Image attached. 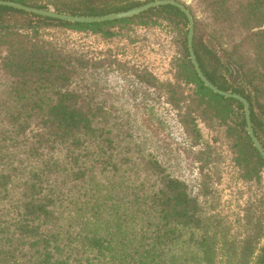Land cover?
<instances>
[{
  "label": "trees",
  "instance_id": "1",
  "mask_svg": "<svg viewBox=\"0 0 264 264\" xmlns=\"http://www.w3.org/2000/svg\"><path fill=\"white\" fill-rule=\"evenodd\" d=\"M0 1L99 17L155 0ZM193 1L203 20L178 3L193 20L199 68L212 85L247 101L264 151V0ZM132 25L174 33L182 57L176 80L193 88L183 125L196 138V113L226 127L236 137L229 147L234 167L259 184L264 161L246 133L243 107L198 79L188 57L187 21L177 8L70 23L0 6V264H250L257 252L255 263H264L263 189L245 204L240 230L233 231L231 220L220 224L216 191L204 178L199 194L191 195L157 158L117 145L125 139L97 105L93 75L113 67L147 86L153 77L146 68L125 67V52L97 66L81 40L133 44L122 35Z\"/></svg>",
  "mask_w": 264,
  "mask_h": 264
},
{
  "label": "rangeland",
  "instance_id": "2",
  "mask_svg": "<svg viewBox=\"0 0 264 264\" xmlns=\"http://www.w3.org/2000/svg\"><path fill=\"white\" fill-rule=\"evenodd\" d=\"M177 1L191 8L197 21L206 17L195 1ZM122 35L134 40L133 44L119 38L81 40L91 47L97 66H101L103 59L125 52V67L146 68L153 77V86H147L128 79L113 67L93 75L95 101L120 128V132H116L118 136L125 139L123 142L117 138V145H135L145 155L157 158L166 173L188 186L191 195L199 194V181L204 178L216 191L217 209L223 218L220 224L224 227V223L231 220L232 230L238 232L245 204L253 203L259 191L264 190V172L258 185L242 178L231 161L229 149L236 137L216 120L192 114L196 116L199 133L196 138L189 132L192 126L183 125L181 118L188 113L186 107L191 104L193 88L176 80L182 57L169 28L132 25ZM71 38L82 37L72 35ZM176 100L178 106L172 104ZM258 256L259 252L250 264H256Z\"/></svg>",
  "mask_w": 264,
  "mask_h": 264
},
{
  "label": "water",
  "instance_id": "3",
  "mask_svg": "<svg viewBox=\"0 0 264 264\" xmlns=\"http://www.w3.org/2000/svg\"><path fill=\"white\" fill-rule=\"evenodd\" d=\"M0 6L2 7H10L17 10H21L27 13L39 15L42 17H48L56 20L66 21L70 23H101L106 21H112V20H118V19H124V18H130L133 16H137L142 12H145L151 8L160 7V6H172L177 8L186 18L187 21V37H186V44H187V51H188V57L191 66L193 67V70L195 74L197 75L198 79L202 82V84L209 89L212 93L222 96L224 98H231L239 101L243 107V115H244V121L246 126V133L250 139V142L253 146V148L257 151V153L260 155L262 160L264 161V151L259 144L258 140L256 139L253 129L250 122V110L249 105L247 101L241 97L238 94L225 92L214 85H212L206 77L201 72L199 65L196 61L193 47H192V37H193V20L189 13V11L180 3L173 1V0H155L146 4H143L137 8L120 12L116 14H109L105 16H99V17H76V16H70V15H64V14H58L51 11H43V10H37L33 8H29L17 3L13 2H7V1H0ZM264 264V263H263Z\"/></svg>",
  "mask_w": 264,
  "mask_h": 264
}]
</instances>
